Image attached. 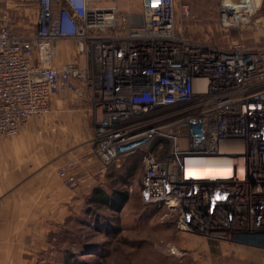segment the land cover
I'll return each instance as SVG.
<instances>
[{
    "label": "built area",
    "instance_id": "2783aa9c",
    "mask_svg": "<svg viewBox=\"0 0 264 264\" xmlns=\"http://www.w3.org/2000/svg\"><path fill=\"white\" fill-rule=\"evenodd\" d=\"M141 2L124 14L118 0H0V138L47 114L56 96H87L102 173L140 153L143 203L163 219L225 242L264 238V46L191 39L175 0ZM25 7L34 16L22 31L12 18ZM180 11L191 17L187 4ZM248 13L223 2L220 27L241 33ZM216 157L232 162L230 177L188 175L189 160ZM77 164L57 174L83 191L94 182Z\"/></svg>",
    "mask_w": 264,
    "mask_h": 264
},
{
    "label": "rangeland",
    "instance_id": "374dc122",
    "mask_svg": "<svg viewBox=\"0 0 264 264\" xmlns=\"http://www.w3.org/2000/svg\"><path fill=\"white\" fill-rule=\"evenodd\" d=\"M175 2L179 27L191 39L228 47L231 41L242 36L250 48L264 46V0L260 1L258 8L246 14L250 23L241 29V33H226L220 27L219 9L224 0ZM118 4L124 14L142 9L141 0H118ZM182 4L190 7V18L182 16ZM33 16V9L25 7L21 11L14 10L12 19L20 24V30L25 31L23 26L28 25ZM66 53L59 59H65ZM90 112L91 100L87 96H56L47 114L32 117L18 135L0 138L26 136L32 144L30 156L44 147L48 157L52 154L55 165L76 160L80 168L79 162L91 157L93 165L97 166L92 177L85 178L94 183L79 193L63 184L55 168L53 178L57 175L62 185L71 191L72 203L69 217L47 235L46 226L26 223L30 218L37 220V214L44 215V211H40L45 205L44 188L34 182L18 186L0 185V264H264V238L242 237L238 242L205 238L181 230L163 219V210L146 206L141 195L142 165L138 162L130 177L114 173L106 176L107 171L102 173V166L99 167L87 141L92 135ZM81 171L84 175L85 170L82 168ZM96 187L113 188L128 194L119 211L100 208L107 225H110L109 220L114 221L116 230L113 235H106L94 226L96 219L91 217L92 208L97 206L92 204L90 207L89 199ZM29 215L33 217L29 218ZM42 230L44 241L41 237L40 241L32 240L34 232L40 234ZM26 235L28 239H24Z\"/></svg>",
    "mask_w": 264,
    "mask_h": 264
},
{
    "label": "crops",
    "instance_id": "0c3cea01",
    "mask_svg": "<svg viewBox=\"0 0 264 264\" xmlns=\"http://www.w3.org/2000/svg\"><path fill=\"white\" fill-rule=\"evenodd\" d=\"M69 121H73V119L69 118ZM25 137L0 139V185L18 186L34 182L44 188L45 205L40 209V211H44V215L37 214L35 216L37 220L31 219L30 217L33 216L29 215L30 219L26 223L46 226L44 230L45 235H47L50 231H53L54 226L62 225L69 217L70 205L72 203L71 191L62 185L58 177L56 178L57 175L53 178L55 168L57 171L62 162L55 165L52 154L48 157L46 148L44 147L35 155L30 156L29 151L32 144L29 138ZM93 162L94 160L91 157L84 158L82 163L79 162L80 168L77 167L76 169V173L85 181H91V179L87 180L85 178L92 177V171L97 168L96 165H93ZM100 165L99 163V167ZM82 168L85 170L84 175L81 174ZM141 182L142 178L140 184ZM75 191L76 193L80 192L79 190ZM72 194L74 195L75 192L72 191ZM36 233L37 231L34 232L32 240L40 241L41 237V240L44 241L45 235L43 238V230L40 234ZM28 238L26 235L24 239Z\"/></svg>",
    "mask_w": 264,
    "mask_h": 264
},
{
    "label": "trees",
    "instance_id": "16d2710c",
    "mask_svg": "<svg viewBox=\"0 0 264 264\" xmlns=\"http://www.w3.org/2000/svg\"><path fill=\"white\" fill-rule=\"evenodd\" d=\"M136 162L142 165L140 153L130 157L123 158L120 166L114 165L107 170L106 176H110L111 173H114L118 175H127L130 177L133 174L132 172L133 169H135L136 167L135 166ZM127 197H128L127 192L121 193L119 190L113 188L111 190L104 189L101 187H96L93 189V193L89 199V202L91 203L90 207H92V204L99 207V208L97 207L92 208V215H91V217H95L96 219V223L94 224V226L98 231L104 232L106 235H113V232L116 230L115 227L113 226L114 221L109 220L110 225H107L106 224L107 219L105 218L106 216L103 215L100 208L107 207L108 209L119 211L120 209H122L123 204L127 200Z\"/></svg>",
    "mask_w": 264,
    "mask_h": 264
},
{
    "label": "bare ground",
    "instance_id": "6f19581e",
    "mask_svg": "<svg viewBox=\"0 0 264 264\" xmlns=\"http://www.w3.org/2000/svg\"><path fill=\"white\" fill-rule=\"evenodd\" d=\"M227 4H237V0H224ZM261 0H242L241 9L252 12L260 6ZM188 175L197 179L228 178L233 173L232 162L224 157L189 160ZM242 162V161H241ZM241 162L239 163L242 169Z\"/></svg>",
    "mask_w": 264,
    "mask_h": 264
},
{
    "label": "water",
    "instance_id": "95a60500",
    "mask_svg": "<svg viewBox=\"0 0 264 264\" xmlns=\"http://www.w3.org/2000/svg\"><path fill=\"white\" fill-rule=\"evenodd\" d=\"M237 1H238V0H237ZM242 3H243L242 0H239V1H238V4H242Z\"/></svg>",
    "mask_w": 264,
    "mask_h": 264
}]
</instances>
